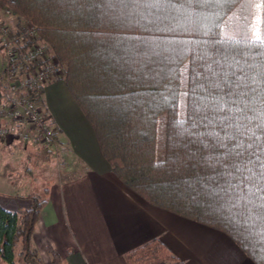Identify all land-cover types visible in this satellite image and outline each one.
I'll return each mask as SVG.
<instances>
[{"label": "trees", "instance_id": "16d2710c", "mask_svg": "<svg viewBox=\"0 0 264 264\" xmlns=\"http://www.w3.org/2000/svg\"><path fill=\"white\" fill-rule=\"evenodd\" d=\"M0 2L32 23L63 65L69 92L128 188L226 233L264 264V0L258 37L256 0ZM31 189L32 206L21 212L0 204L2 263L44 264L32 235L48 188L43 197ZM125 259L184 264L159 239Z\"/></svg>", "mask_w": 264, "mask_h": 264}, {"label": "crops", "instance_id": "0c3cea01", "mask_svg": "<svg viewBox=\"0 0 264 264\" xmlns=\"http://www.w3.org/2000/svg\"><path fill=\"white\" fill-rule=\"evenodd\" d=\"M41 97L57 132L58 146L51 153L59 158L54 172L40 182L48 184L47 202L32 235L44 264H52L49 246L60 254V264H127L125 253L152 239L161 240L184 264H255L226 233L154 206L128 188L103 156L64 80L48 83ZM5 142L0 145L44 149ZM0 174L21 190L0 192V204L16 211L30 207L29 190L16 184L12 172Z\"/></svg>", "mask_w": 264, "mask_h": 264}, {"label": "built area", "instance_id": "2783aa9c", "mask_svg": "<svg viewBox=\"0 0 264 264\" xmlns=\"http://www.w3.org/2000/svg\"><path fill=\"white\" fill-rule=\"evenodd\" d=\"M0 142L56 149L57 132L37 91L64 76V68L37 28L0 2Z\"/></svg>", "mask_w": 264, "mask_h": 264}, {"label": "rangeland", "instance_id": "374dc122", "mask_svg": "<svg viewBox=\"0 0 264 264\" xmlns=\"http://www.w3.org/2000/svg\"><path fill=\"white\" fill-rule=\"evenodd\" d=\"M3 4V3H2ZM261 4L260 0H256L254 5V15H253V35L258 37L261 36L260 26H261ZM65 75V74H64ZM65 76L59 78L63 80ZM186 76L183 73L181 77V87L182 93L181 98L179 99L180 107L178 110V114L180 117L184 115V87H185ZM9 139H11L9 137ZM5 142V141H4ZM6 143V142H5ZM160 148V147H159ZM160 150V149H159ZM54 153V152H53ZM56 155L47 154L46 151L40 150L38 147L34 149H27L24 146H1L0 145V169L3 171L4 176H7L10 172H12V176L16 179V184L22 183L23 191L29 190V198L31 201V189L32 187L35 189V192H38L43 197L44 188H48L47 183L41 184L43 182L44 177H46V173L51 172L53 169V165L56 166L57 162H59ZM47 170V171H46ZM0 171V173H2ZM45 172V173H44ZM0 174V192L1 193H18L20 192L16 189L14 184H10L8 181L3 180ZM8 177L11 179L10 175ZM60 177H64L63 175ZM66 177H68L66 175ZM13 181V180H12ZM25 184V185H24ZM41 184V185H40ZM21 187V186H20ZM32 206V203H31ZM30 206V207H31ZM29 208V207H21L19 211ZM0 264H5L0 262ZM53 264V263H52ZM60 264V262L58 263Z\"/></svg>", "mask_w": 264, "mask_h": 264}, {"label": "snow or ice", "instance_id": "6c2138e0", "mask_svg": "<svg viewBox=\"0 0 264 264\" xmlns=\"http://www.w3.org/2000/svg\"><path fill=\"white\" fill-rule=\"evenodd\" d=\"M257 42H258V43H264V41H262V40H259V39L257 40Z\"/></svg>", "mask_w": 264, "mask_h": 264}]
</instances>
